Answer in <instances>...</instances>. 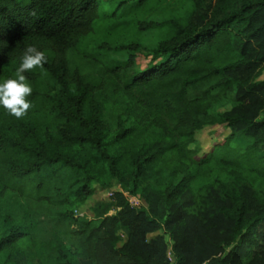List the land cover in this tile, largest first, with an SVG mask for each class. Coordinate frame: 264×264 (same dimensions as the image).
<instances>
[{"label":"trees","instance_id":"16d2710c","mask_svg":"<svg viewBox=\"0 0 264 264\" xmlns=\"http://www.w3.org/2000/svg\"><path fill=\"white\" fill-rule=\"evenodd\" d=\"M29 45L31 107H0L6 263L264 264V0H0V81ZM103 175L147 209L118 193L115 214L75 216Z\"/></svg>","mask_w":264,"mask_h":264},{"label":"rangeland","instance_id":"374dc122","mask_svg":"<svg viewBox=\"0 0 264 264\" xmlns=\"http://www.w3.org/2000/svg\"><path fill=\"white\" fill-rule=\"evenodd\" d=\"M213 0H208L212 2ZM175 14L180 13L181 10L175 7ZM172 11L168 9L160 18H164L171 15ZM157 38L156 32L149 33L144 37V44L150 46ZM149 61V52L146 49H141L136 53V65L138 69H142ZM264 78V67H260L256 79L260 80ZM230 106H225L221 110H227ZM263 117V113L259 116ZM229 129L225 124L207 125L197 131L196 133V144L200 147L202 151H208L211 146L220 141L227 133ZM94 192L88 195L81 201L77 202L74 206V213H77V217L83 216V218L94 220L98 222L105 216L113 215L116 213V209L119 207L117 194L122 193L127 200L130 207H140L147 209L148 202L141 195L140 192L132 194L130 192L131 184L130 178L124 177L122 179H116L109 177L108 175H103L100 183H95L93 185ZM157 234H162L167 238V234L162 230H157L153 233L148 234V238H153ZM126 232L124 230L119 231V245L124 241ZM167 240H169L167 238ZM170 242V240H169ZM7 255L5 253H0V264H13L11 262L6 263ZM169 257L173 260L172 255L169 253ZM17 264H26L22 259Z\"/></svg>","mask_w":264,"mask_h":264},{"label":"clouds","instance_id":"9594fccd","mask_svg":"<svg viewBox=\"0 0 264 264\" xmlns=\"http://www.w3.org/2000/svg\"><path fill=\"white\" fill-rule=\"evenodd\" d=\"M45 60L46 57L35 45H29L24 49L15 78L0 81V107L17 118L25 115L31 107L27 97L31 95L32 87L26 83L23 73L37 66L42 67Z\"/></svg>","mask_w":264,"mask_h":264},{"label":"built area","instance_id":"2783aa9c","mask_svg":"<svg viewBox=\"0 0 264 264\" xmlns=\"http://www.w3.org/2000/svg\"><path fill=\"white\" fill-rule=\"evenodd\" d=\"M74 215H75V216H78L77 213H74ZM81 217H83V216H81Z\"/></svg>","mask_w":264,"mask_h":264}]
</instances>
